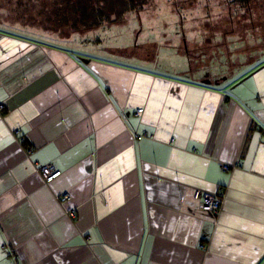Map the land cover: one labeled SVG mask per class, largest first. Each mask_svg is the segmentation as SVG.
I'll use <instances>...</instances> for the list:
<instances>
[{
    "label": "crops",
    "instance_id": "obj_1",
    "mask_svg": "<svg viewBox=\"0 0 264 264\" xmlns=\"http://www.w3.org/2000/svg\"><path fill=\"white\" fill-rule=\"evenodd\" d=\"M15 31L0 29V264H264V64L187 82Z\"/></svg>",
    "mask_w": 264,
    "mask_h": 264
},
{
    "label": "rangeland",
    "instance_id": "obj_2",
    "mask_svg": "<svg viewBox=\"0 0 264 264\" xmlns=\"http://www.w3.org/2000/svg\"><path fill=\"white\" fill-rule=\"evenodd\" d=\"M20 1L17 7L14 1L0 0V29L9 31L3 27L9 25L11 31L41 33L48 43L80 50L85 57L187 82L222 78L234 85L264 64V0L246 5L239 0H146L140 11L127 12L118 24L73 38L71 22L48 24L38 14L40 0ZM44 26L53 30H42ZM221 89L231 93L227 85Z\"/></svg>",
    "mask_w": 264,
    "mask_h": 264
},
{
    "label": "trees",
    "instance_id": "obj_3",
    "mask_svg": "<svg viewBox=\"0 0 264 264\" xmlns=\"http://www.w3.org/2000/svg\"><path fill=\"white\" fill-rule=\"evenodd\" d=\"M7 1H14L17 7H20L18 3H22L20 0ZM239 1L246 5L249 0ZM145 3L146 0H40L38 4L41 10L38 14L43 13L47 17L48 24L57 25V22L63 24L71 22L69 26L76 31V34L72 36L73 38L80 33L95 31V29L111 24H118L127 12L140 11ZM3 27L10 30L14 29L9 25H3ZM43 28L53 30L52 27H41L42 30ZM45 39L43 35V40L49 42Z\"/></svg>",
    "mask_w": 264,
    "mask_h": 264
},
{
    "label": "built area",
    "instance_id": "obj_4",
    "mask_svg": "<svg viewBox=\"0 0 264 264\" xmlns=\"http://www.w3.org/2000/svg\"><path fill=\"white\" fill-rule=\"evenodd\" d=\"M142 112V109H137L135 111L136 115H139ZM226 170L225 167L222 168ZM39 172L44 180L45 183H50L53 179L57 178L60 175L59 171H54L49 165H44L39 168ZM66 198V195L64 196ZM222 195L221 193H214V194H202L200 195V199L202 201L201 208L203 211L206 212H216L220 208V203ZM73 215V213H70Z\"/></svg>",
    "mask_w": 264,
    "mask_h": 264
}]
</instances>
